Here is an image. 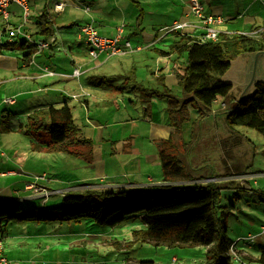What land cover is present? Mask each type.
Segmentation results:
<instances>
[{
    "label": "crops",
    "instance_id": "obj_1",
    "mask_svg": "<svg viewBox=\"0 0 264 264\" xmlns=\"http://www.w3.org/2000/svg\"><path fill=\"white\" fill-rule=\"evenodd\" d=\"M122 1L125 7L123 11H121L118 2L114 0H65L64 2L61 0H46L44 6L40 3V0H30L29 16L25 25L23 21L24 26L21 25V29L30 33L37 41L48 39L53 34L56 36L55 33L57 32V34H60V41H57L56 38L47 48L34 54V56L33 46H30L22 54L21 60L16 58L15 62L12 61V57L10 56L0 58V70L7 73V77H0V107L2 101L5 103L4 98L13 97L14 103L8 104L9 110L19 106V104H24L21 107L29 110L25 113V115L29 116L37 109L48 108L51 105L60 106L67 103L71 107L75 121L81 127L84 137L91 141L90 146L82 149V155L65 153L74 157L70 163L72 168L68 169L67 173L63 176H59L65 181L59 180L56 183L62 185L58 188L50 187L51 189L49 190L55 189L54 191H62V193H66L67 191L82 194L87 191L116 188L130 190L153 189L164 185L209 180V178H196L194 180H179L175 182L163 180L158 143L161 140L168 139L174 133L175 127L170 123L167 104L163 101L158 103L161 97L153 96L149 109H145L139 99V93L132 88L135 82H137L159 91L170 90L171 94L182 98L183 93L178 73L184 66L179 61L183 56L171 50L170 44L177 41L179 35L183 33L198 37L202 31L192 26L185 27L183 30H160L159 32L156 30L155 32L146 31V28L141 27L139 30L136 29V35L140 38L135 39L137 46L134 47V52L128 51L122 55L111 56L102 53L98 58H91L88 53V47L79 31V26L83 23L92 22L94 24L98 23L110 26L108 34H103L101 28L97 27L98 31L104 36L116 35L119 25L123 24V39L131 40L127 35L126 27L128 25L126 20L130 19L131 21L134 19L137 21L138 15L133 5L137 6L138 2L133 3L130 0ZM200 1L206 13L221 16L224 19L222 23L216 24V27L221 32L244 34L264 32V19L260 17V13L257 10L251 12L245 10L242 13L238 12L237 15L232 17V15L223 14L221 10L223 9L221 6L222 0H206L207 3H204L205 1L203 2L202 0ZM58 2H62L66 6L63 10L56 12L54 5ZM180 2L182 4L180 13L178 15H171L170 19L173 22L194 21L195 18L188 15L189 7L187 0H180ZM253 2H261L264 5V0H253ZM70 3L72 5L73 3L79 4L78 8H74L81 10H73L71 6L67 5ZM131 4L132 8L130 7ZM138 4L141 7V3L139 2ZM157 5L162 8L161 11H158L159 13H163L158 14L161 16H165L164 13L174 9L172 7L168 8L172 4L165 0H159ZM83 6H88L89 12L84 10ZM20 9V6L17 4H10L8 6L10 14L7 21L0 14V24L3 25V28L6 26L5 24L9 23L1 32L2 36H7V41H12L16 38L11 39L8 36V30L20 26L22 23L18 19V16L20 17ZM94 10L98 12L107 10L108 12H112L116 18L110 15L106 17L101 13L98 15L94 13L93 15ZM143 12L144 10L140 13L142 17L144 15ZM76 17L79 18L75 20L74 18ZM15 21L18 25H15ZM45 21L47 22L46 25ZM58 21H62L60 25H58ZM110 21L112 22L111 25H109ZM66 24L77 26V37H75L73 31H67V33L72 34L66 37L65 29L69 28ZM46 27H49L47 33L44 32ZM143 45L147 46L146 50L152 49L156 53L153 54L154 66L147 67L149 75L145 76L140 72L146 64L133 66L131 74L121 73V70H123L122 62L125 59V61H133L137 57L140 59L147 57L148 52L140 55L136 53V50H140ZM64 51H67L68 55L61 53ZM58 53H61L62 56L59 57ZM249 60V55L240 57L233 72L228 76V79L237 82L236 88L231 89L232 93L228 92L233 98L241 90V81L244 78V72L248 68ZM44 68L49 69L54 74H48L44 71ZM76 68H79L82 73L79 76H72V72ZM261 77L260 75L258 78ZM113 80H117V82L113 83ZM126 90H128V94L133 95L132 99L128 101L123 94ZM73 94L79 96L72 98L71 95ZM224 101L225 99L218 98L212 110L206 114H212L214 117L220 115L222 112L221 108H223L221 102ZM72 102L74 103L73 106L70 105ZM30 108L32 109L30 110ZM9 110H3L0 116V179L25 172L26 174H33L37 182L29 180L23 182L15 181L10 186L0 189V198L9 196L7 193L8 188L11 189L12 195L28 193L32 191L26 188L30 183H37L44 188H48L42 185L41 182L47 179L48 186H50L58 179V177H49L50 174L45 171L40 175L37 174V169L26 167L20 159L16 160L15 157L11 156L7 158L5 153L7 150L13 155H17L22 146L26 144L30 149H34L35 151H45L40 146H44L49 141L47 137H41V132L30 135L29 138H25L26 140L20 138V143L14 141L12 144L9 140L6 141V133L13 130L11 120L8 119L10 116ZM15 112H18V110ZM118 114L123 115L124 119H116ZM111 116H113L115 121H111L107 125L92 124V120L94 119L98 120ZM198 117H201L198 113L194 110L190 111V119L181 126L182 140L178 141L176 146H172L174 149L176 148L175 153L181 160L180 156L184 155L186 151L185 147H183L186 144V140L189 138V135H194L195 128H198L200 125L198 122L200 118ZM3 119L6 120L10 128L2 127ZM78 119H81L80 123L77 122ZM138 122H142L141 131L137 129ZM23 126V123H20V131L19 129L17 130L21 134ZM2 133H4V136ZM99 133L100 135H98ZM39 139H43V141L41 142ZM219 139L225 154L221 155V158L226 172L221 177H215L214 179L220 178L228 183L239 181L244 188L252 190L250 188L252 186L250 179L256 175H264V171L247 172L241 159H238L237 163L234 164L229 156V151H227L230 147L228 144L229 139H226V137ZM236 141L237 143L241 142V138H237ZM37 146H39V149L36 148ZM10 159L14 160L15 166L3 168V165H6ZM35 162L36 160H34ZM182 162L185 165L183 160ZM42 175L45 176L41 178ZM253 184H258V181H254L253 179ZM34 197L37 196L31 194V196H26V199ZM7 199L18 202L23 198L9 197ZM261 232H263L262 228ZM85 234H87V237L102 236L100 232ZM247 236H249V232ZM0 237L3 239L5 255L15 263L16 257H14L15 259L10 257V252L6 249L4 231L3 233L0 232ZM244 247L246 250L244 248L238 249L239 255L242 258L245 256L255 258L259 255V252L253 253V251H247V249H251L250 244L247 246L244 244ZM237 264L239 263L237 262Z\"/></svg>",
    "mask_w": 264,
    "mask_h": 264
},
{
    "label": "rangeland",
    "instance_id": "obj_2",
    "mask_svg": "<svg viewBox=\"0 0 264 264\" xmlns=\"http://www.w3.org/2000/svg\"><path fill=\"white\" fill-rule=\"evenodd\" d=\"M61 1L64 2L65 0ZM114 1L118 2L121 11L125 9L122 0ZM136 1L141 3V7H139L138 3L137 6L133 5V8L137 11V21L134 19L131 21L130 19L126 20L128 25L126 27L127 35L131 39L130 41L133 43L134 47L137 46L135 39L140 38L136 35V29L139 30L141 27H144L146 31H171L175 22L170 19V16L178 15L182 8L180 0H165L172 4L168 6V8L172 7L174 9L164 13L165 16H161L158 15L163 14L158 12L162 10V8L157 5L159 0ZM202 1L207 3L206 0ZM40 3L44 6L46 0H40ZM67 5L71 6L75 11L81 10L75 9L72 3ZM221 6L223 7V9H221L223 14L226 13L232 15V17L237 15L238 12L242 13L245 10H249L250 12L257 10L260 13V17L264 19V5L261 4V2L255 3L253 0H222ZM130 7L132 8V4ZM21 9L20 17L18 16V19L22 22L20 27L24 26L28 19V17L27 19L25 18L23 10ZM142 10H144L143 17L140 15ZM87 12H89V10ZM94 13L96 15L101 13L106 17L110 15L116 18L112 12H108L107 10H102L101 12L94 10L93 15ZM78 18L79 17H76L74 19L77 20ZM61 22L62 21H58V25H60ZM14 23L18 25L16 21ZM8 24H5V27H7ZM111 24L112 22L110 21L109 25ZM66 25L69 26V28L65 29L66 37L72 34L67 33V31H73V34L77 37V26L72 24ZM95 25L101 28L103 34H108L110 26L100 25L98 23H95ZM4 28L3 25L0 24V45L7 41V36L1 35ZM55 35L57 41H60V34L56 32ZM22 40L23 38L21 36H17L12 40L16 41L14 45L1 46L0 58H3V56H10L14 62L16 58L21 60L22 54L32 46L29 42L23 43ZM146 48L147 46L143 45L140 50H136V53L140 55L148 52L147 57L143 59L137 57L135 58L136 60L134 59L133 61H125V59L122 62L123 70H121V73L131 74L133 72V66L146 64L140 72L145 76L149 75L147 67L154 66L155 61L153 54L156 53L152 49L146 50ZM61 53L68 55L67 51ZM61 53L57 55L61 57ZM182 56L183 57H181L179 61L184 65L185 55ZM0 77H7V73L0 70ZM112 82H117V80H113ZM123 94L127 101L132 99L133 95L128 94V90L123 92ZM162 101L167 104L166 98H160L158 103ZM223 103L225 102H221V105L225 106L226 103L225 105H223ZM22 105L24 104H19V106L9 110L8 104L3 103V101L1 103L0 116L3 110L6 109L9 110L8 112L10 113L8 119L11 120L13 130L6 133L5 140H9L12 144L14 141L20 143V138L26 140L25 138H29L30 136L24 131L22 134L17 131L18 129L20 131V123L24 125L27 122V115H25V113L29 110L21 107ZM70 105L73 106L74 103L72 102ZM31 109L32 108H30V110ZM17 110L18 112H15ZM116 119H124V116L118 114ZM111 121H115L113 116L109 118H100L98 120L94 119L92 120V124L107 125L111 123ZM77 122L80 123L81 119H78ZM198 122L200 125L198 128H195L194 135H189L186 144L183 146L186 151L184 155L180 157L184 161L192 177L197 179L209 178V180L196 181L198 184L206 186L208 183H211L215 188H220V200L217 202L218 205L215 208V212L220 220L225 221L228 237L234 242L237 241L235 249L237 251L243 248L246 250L244 244L246 246L250 244L251 249H247V251L258 253L259 247L264 246V231L261 232V226L264 223V175H256L250 179L252 185L250 188H252V190L244 188L239 181L228 183L220 178H214L221 177L226 172L224 162L221 158V155L223 156L225 154L222 150V143L219 138L226 137V139H229L228 144L230 147L227 151H229V156L234 164L237 163L238 159H241L247 172H255L257 170L264 171V136L255 129L245 126L237 125L231 129L225 123L224 113L216 117L212 114H204L200 117ZM141 124L142 122H138L137 124V129L139 131H141ZM2 134L4 136V133ZM98 135H100V133ZM44 136L49 140L47 132H41V137ZM237 138H241V142L237 143ZM39 140L41 142L43 141V139ZM5 153L7 158L9 156L15 157L16 160L20 159L26 167L37 169L36 173L39 175L45 171L50 174L49 177L51 178L58 177L50 186H48L47 179L43 181L44 183L41 182L42 185L48 187L45 188L47 191H54L55 189H49L52 187L58 188L62 185L56 182L59 180L65 181L59 176H63L67 173L68 169L72 168L70 163L74 159L73 156L65 153L41 150L35 151L34 149H30L27 144L22 146L17 155H13L8 150ZM4 159L6 158L4 157ZM34 160H36L35 163ZM13 161L14 160L10 159L6 165H3V168L15 166ZM73 171L75 172V170ZM253 179L254 181H258V184H253ZM26 180L37 182L33 174H26L24 172L12 175L8 178H1L0 189L10 186V184L15 181L23 182ZM7 191L9 196H4L3 198L22 197V200L12 203L15 205L19 204L21 207L29 205L40 207L60 206L62 205L64 195L62 191H54L47 197L37 195L34 191L13 195L11 194L10 188H8ZM83 191L85 190L83 189ZM31 194L37 197L26 199V196H31ZM12 204L4 202L0 204V207L2 211H5L8 210ZM200 206L201 205L198 207ZM222 210L226 211L225 215H223ZM200 212L201 210L198 209L199 214ZM198 218L199 217H195L194 220L196 221ZM141 224L142 222L137 214L129 216L113 227L99 225L93 217L88 216L71 221H10L7 229L4 231V241H6V249L10 252V257L13 259L16 257L14 264H136L141 260H151L153 264H204L207 249L204 243L187 242L183 245L169 247L167 245L157 246L153 242L148 241H133L132 230L140 228ZM97 232L102 233V236L87 237V234H85ZM248 232L249 236H254L252 240L248 239ZM210 236L211 234H209V237ZM116 241L120 242V244H117ZM173 258H175V260H173ZM232 264H237L235 259H232ZM250 264L257 263L251 262Z\"/></svg>",
    "mask_w": 264,
    "mask_h": 264
},
{
    "label": "trees",
    "instance_id": "obj_3",
    "mask_svg": "<svg viewBox=\"0 0 264 264\" xmlns=\"http://www.w3.org/2000/svg\"><path fill=\"white\" fill-rule=\"evenodd\" d=\"M130 1L137 3L136 0ZM48 29L49 27H46L44 32L47 33ZM22 42L27 41L23 38ZM15 43L16 41L3 42L0 49L1 46H12ZM170 48L185 55V64L178 73L183 97L171 94L170 90L159 91L137 82L132 88L139 93V99L145 109H149L153 96L167 100L169 120L175 131L168 139L158 143L163 180H194L196 178L189 174L175 153L176 148L172 147L182 140L181 126L190 119V111L194 110L202 116L212 110L218 98L225 99L226 105L221 108V113H224L228 127L233 129L237 125L245 126L264 136V83L258 82L256 91L251 96L237 102L228 93L230 85L220 80L230 67L232 59L245 52L264 50V32H221L216 40L205 42L196 36L183 33L177 41L170 44ZM2 127L10 128L5 119L2 120ZM22 131L29 135L47 132L49 141L40 148L48 152L82 155V149L91 145V141L84 137L67 103L33 111L27 116V123ZM36 148L39 149V146ZM219 200V188H215L211 183L204 186L196 181L153 189L116 188L87 191L82 194L66 192L62 205L52 207H21L19 204H12L15 201L0 198V204H12L5 211L0 207V232L5 231L10 221H71L84 216L93 217L99 225L113 227L137 214L142 224L140 228L132 230L133 241H148L157 246L169 247L187 242L204 243L207 246L204 264H232L231 249L237 241L234 242L228 237L225 221L220 220L215 212ZM199 205L201 206L198 207ZM198 209L201 210L200 214ZM222 213L225 215L226 211L222 210ZM195 217H199L198 220L195 221ZM243 260L247 263L264 264V246L259 247L257 257L245 256ZM136 264H153V261L141 260Z\"/></svg>",
    "mask_w": 264,
    "mask_h": 264
},
{
    "label": "built area",
    "instance_id": "obj_4",
    "mask_svg": "<svg viewBox=\"0 0 264 264\" xmlns=\"http://www.w3.org/2000/svg\"><path fill=\"white\" fill-rule=\"evenodd\" d=\"M29 1L30 0H0V14L3 19L7 21L9 17L8 6L12 3L19 5L22 10L25 18L29 16ZM187 4L189 7L188 15L195 18L194 21H185V22H175L171 31L173 30H183L185 27L192 26L195 29H200L202 33L198 35L197 39L202 42L209 40H216L221 31L216 27V24H220L224 21L221 16L213 15L210 13H206L204 10V6L200 0H187ZM66 4H62V2H58L54 5V9L56 12H59L65 8ZM75 8L79 7V4L73 3ZM83 9L88 11V6H83ZM25 21V20H24ZM124 25L121 24L118 29V33L114 36H104L99 31L98 28L92 22H86L79 26V31L81 37L84 39V42L88 46V53L91 58H98V56L102 53H105L107 56L111 55H122L128 51H133L135 48L133 44L129 40L123 39ZM258 33V32H256ZM255 34V33H253ZM8 36L12 39L17 36H22L27 42L32 44L33 46V56L47 48L52 42L56 40V36L50 35L48 39L45 40H35L32 35L21 29L20 26L11 28L8 30ZM34 58V57H33ZM45 72L48 74H54V72L50 71L47 68H44ZM81 70L79 68L74 69L72 72V76H79L81 74ZM79 95L73 94L72 98H77ZM4 102L6 104L14 103L13 97L4 98ZM217 102V100H216ZM225 105V103H223ZM45 175H42L43 177ZM27 189L34 191L37 195H41L42 197H47L49 194L54 191H47L44 187L37 183H30ZM45 192V193H44ZM45 195H44V194ZM264 231V224L261 226ZM254 236H249V240H252ZM231 254L233 259H235L239 264H248L243 258L238 254L235 247L232 246ZM175 260V258H173ZM0 264H14L4 253V244L3 239L0 238Z\"/></svg>",
    "mask_w": 264,
    "mask_h": 264
},
{
    "label": "water",
    "instance_id": "obj_5",
    "mask_svg": "<svg viewBox=\"0 0 264 264\" xmlns=\"http://www.w3.org/2000/svg\"><path fill=\"white\" fill-rule=\"evenodd\" d=\"M244 55H249L250 60L248 68L244 72V78H242L241 81V90L239 94L234 97L237 102H240L251 96L256 91V85L258 82L264 83V50L245 52L230 61V67L220 78V80L231 86L229 93H232L231 89L236 88L237 82L228 79V76L236 67L238 59ZM260 75L262 77L258 78Z\"/></svg>",
    "mask_w": 264,
    "mask_h": 264
}]
</instances>
